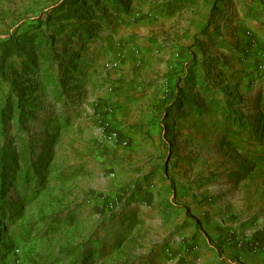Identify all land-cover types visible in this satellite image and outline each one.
<instances>
[{
  "label": "rangeland",
  "instance_id": "1",
  "mask_svg": "<svg viewBox=\"0 0 264 264\" xmlns=\"http://www.w3.org/2000/svg\"><path fill=\"white\" fill-rule=\"evenodd\" d=\"M0 145V264H264V0H0Z\"/></svg>",
  "mask_w": 264,
  "mask_h": 264
},
{
  "label": "trees",
  "instance_id": "2",
  "mask_svg": "<svg viewBox=\"0 0 264 264\" xmlns=\"http://www.w3.org/2000/svg\"><path fill=\"white\" fill-rule=\"evenodd\" d=\"M77 30H75V32ZM16 46H18V43L15 42V47ZM38 50H40L44 59H49L50 62L55 61L56 63H58V55H54V50H52L51 47L45 51H42L40 48H38ZM6 109L9 110L10 107L7 106L5 108V111ZM263 155L264 153L260 154L259 158H262ZM15 159H16V154L13 150H11L6 145H0V217L6 216L11 212V204L5 198V193L8 189L9 182L12 178V176L10 177V174L13 173L12 171L16 166ZM37 165L38 163L32 166L30 171L38 173L39 168H37ZM0 247L3 248L5 251H7V249L9 248L8 245L6 244H3V246ZM92 255L93 253L88 256V259H90Z\"/></svg>",
  "mask_w": 264,
  "mask_h": 264
},
{
  "label": "crops",
  "instance_id": "3",
  "mask_svg": "<svg viewBox=\"0 0 264 264\" xmlns=\"http://www.w3.org/2000/svg\"><path fill=\"white\" fill-rule=\"evenodd\" d=\"M245 257H246V261H247L248 264H254L253 261H252V259L249 258L250 257V254L246 255Z\"/></svg>",
  "mask_w": 264,
  "mask_h": 264
}]
</instances>
